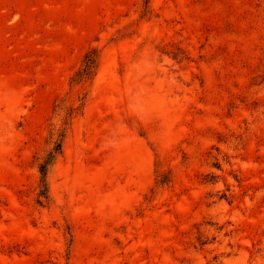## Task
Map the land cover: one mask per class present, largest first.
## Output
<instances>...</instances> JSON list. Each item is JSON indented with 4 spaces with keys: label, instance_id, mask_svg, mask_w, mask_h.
<instances>
[{
    "label": "rangeland",
    "instance_id": "1",
    "mask_svg": "<svg viewBox=\"0 0 264 264\" xmlns=\"http://www.w3.org/2000/svg\"><path fill=\"white\" fill-rule=\"evenodd\" d=\"M0 264H264V0H0Z\"/></svg>",
    "mask_w": 264,
    "mask_h": 264
},
{
    "label": "trees",
    "instance_id": "2",
    "mask_svg": "<svg viewBox=\"0 0 264 264\" xmlns=\"http://www.w3.org/2000/svg\"><path fill=\"white\" fill-rule=\"evenodd\" d=\"M96 59L94 56H89L87 59V63L80 74L81 77L88 76L92 73L93 69L95 68ZM54 155H50L49 159L41 164V174H42V184L43 188L39 194V202H42L41 198H47V186H46V175H47V167L50 164L51 160L53 159Z\"/></svg>",
    "mask_w": 264,
    "mask_h": 264
}]
</instances>
